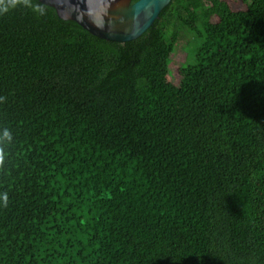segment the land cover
Listing matches in <instances>:
<instances>
[{
  "label": "trees",
  "instance_id": "16d2710c",
  "mask_svg": "<svg viewBox=\"0 0 264 264\" xmlns=\"http://www.w3.org/2000/svg\"><path fill=\"white\" fill-rule=\"evenodd\" d=\"M0 264H264V0H172L125 43L0 0Z\"/></svg>",
  "mask_w": 264,
  "mask_h": 264
},
{
  "label": "water",
  "instance_id": "95a60500",
  "mask_svg": "<svg viewBox=\"0 0 264 264\" xmlns=\"http://www.w3.org/2000/svg\"><path fill=\"white\" fill-rule=\"evenodd\" d=\"M92 35L125 43L141 37L172 0H38Z\"/></svg>",
  "mask_w": 264,
  "mask_h": 264
},
{
  "label": "rangeland",
  "instance_id": "374dc122",
  "mask_svg": "<svg viewBox=\"0 0 264 264\" xmlns=\"http://www.w3.org/2000/svg\"><path fill=\"white\" fill-rule=\"evenodd\" d=\"M232 12L244 11L249 8L252 0H224ZM195 37L188 31H183L180 38L175 39L173 46L169 47L170 53V73L167 77L171 87V100H175V90L179 88L184 78V66L195 63L197 57L193 59L191 56L193 51L198 54L199 49L194 46ZM194 60V61H193ZM187 69V68H186Z\"/></svg>",
  "mask_w": 264,
  "mask_h": 264
},
{
  "label": "clouds",
  "instance_id": "9594fccd",
  "mask_svg": "<svg viewBox=\"0 0 264 264\" xmlns=\"http://www.w3.org/2000/svg\"><path fill=\"white\" fill-rule=\"evenodd\" d=\"M3 199H4V202L6 203L7 197L5 196Z\"/></svg>",
  "mask_w": 264,
  "mask_h": 264
}]
</instances>
